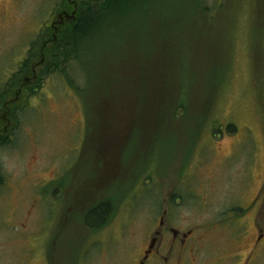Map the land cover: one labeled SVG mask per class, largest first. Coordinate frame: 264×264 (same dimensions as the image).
I'll return each mask as SVG.
<instances>
[{
  "label": "rangeland",
  "instance_id": "rangeland-1",
  "mask_svg": "<svg viewBox=\"0 0 264 264\" xmlns=\"http://www.w3.org/2000/svg\"><path fill=\"white\" fill-rule=\"evenodd\" d=\"M66 1L0 0V94L29 51L39 46L44 51L57 37L61 27L39 43ZM167 1L128 0L122 26L132 32L153 30L159 47L164 42L158 35L170 25L166 18H177L182 22L175 29L181 33L190 37L191 30H197L205 46L207 42L211 48L218 44L221 52L229 50L224 83L216 85L220 95L209 121L201 123V99L191 104L190 121L181 118L171 125L179 128V156L173 161L167 157L163 164L168 168L161 166L158 179L150 172L151 180L144 181L138 180L137 172L150 161L146 156L127 160L132 123L121 109L117 122L116 116L106 120L109 111H103L96 127H103L104 145L97 140L86 149L85 104L65 78L45 80L36 95L18 93L13 118L6 113L0 120L5 130L13 119L15 129L9 132V144L0 145L5 177L0 189V264H45L47 253L52 264H134L168 208L170 227L181 232L197 227L201 233L195 264H264V106L254 75L264 68V0H200L209 11L192 16H187L196 8L192 0ZM72 5L60 16L62 25L79 11ZM153 8L158 10L154 16L149 12ZM150 16L153 26L146 24ZM120 19L121 14L114 16V24ZM256 44L263 57L259 52L255 56ZM194 45L192 39L184 44L191 50ZM204 45L196 46L205 50ZM175 46L181 49L182 43ZM194 66L200 68L196 74ZM208 67L192 64L190 82L204 80ZM219 75L216 72L210 84ZM208 87L206 81L200 98H206ZM10 107L4 108L9 114ZM108 108L114 112L113 102ZM191 127L196 128V139L188 135ZM134 180L138 181L132 188ZM99 198L111 200L115 212L95 231L86 224L101 220H89L85 213ZM189 259L187 252L182 264L192 263Z\"/></svg>",
  "mask_w": 264,
  "mask_h": 264
},
{
  "label": "trees",
  "instance_id": "trees-1",
  "mask_svg": "<svg viewBox=\"0 0 264 264\" xmlns=\"http://www.w3.org/2000/svg\"><path fill=\"white\" fill-rule=\"evenodd\" d=\"M127 3L128 0H84L76 16L61 27L56 33L57 37L48 42V47L44 51L41 46L35 52L29 51V57L8 83L7 89L0 94V120L6 113L13 118L16 103L14 97L18 93L25 92L27 97L36 95L45 80L53 76L65 78V81L75 89L85 104L86 149L91 144L95 145L97 140H101L99 142L104 145L101 136L103 127L101 126V129L100 126L96 127L97 122L100 123L98 117L103 115V111L106 109L109 111L106 120L110 121L109 118L112 116L111 121H113L116 116L117 122L121 119V115H118L121 109V113H124L127 119L130 116L132 123L129 128L131 138L127 142L129 144L126 145V153L130 147L131 151L126 158L133 160L136 156L148 157L150 163L140 168L137 178L150 181V172H156L158 179L161 166L168 168L167 164H163L164 161L168 162L167 157L173 161L179 156L175 154L179 145L177 143L179 128L176 130L171 125L180 122L181 118L186 123L190 121L191 104L194 106L201 99L199 102L201 123L209 121L208 114L220 95L216 85L221 86L224 83L223 74L228 67L229 50L227 54L225 51L221 52L224 49L218 44L211 48L206 42L205 46V39L197 30H191L190 37L186 33H181L179 29H175L182 22L177 18L174 20L166 18L170 25L159 33V40L164 44L158 47L153 30L132 32L122 26L125 20L124 15L127 14L126 11L123 12ZM191 4H194L196 8L193 7L192 12L187 16H192V13L197 15L195 14L197 11L205 14L209 11L207 7L200 6V0H192ZM61 7L67 9L69 3L66 1ZM194 9L196 12H193ZM157 11L153 8L149 12L154 16ZM120 14L122 20L114 24V16ZM146 24L153 26L151 16ZM194 25L190 24V26ZM53 31V28H49L45 36L52 37ZM43 37L39 41L40 44L41 41L43 42ZM189 39L195 41L192 50L184 46L185 43H189ZM217 39L219 43L220 39ZM179 41L182 43L181 49L175 46V43ZM199 44L204 45L205 50L198 49L196 45ZM142 45L144 46L141 47ZM257 52L263 57L259 44L255 45L256 57ZM201 62L209 65L207 69H204L206 78L202 81L190 82L191 65L194 63L200 65ZM221 68H223L222 71ZM263 69L261 72L258 69V73L254 75L255 85L258 87L264 106ZM193 70L196 74L200 68L194 66ZM216 72L220 75L217 76L215 82L210 84V79ZM208 73H211V76ZM77 80L81 82L79 87L76 86ZM28 81L31 82L28 83ZM206 81L209 84L208 93L206 98L202 99L200 97L206 88ZM126 96L129 97L126 98ZM202 100L203 104H201ZM112 102L114 112H110L108 108V104ZM7 105L11 106L8 109L10 114L4 110ZM11 120V125H13V119ZM11 125L4 130L0 121V145L2 146L10 142L9 132L15 130L11 128ZM167 126L172 128L165 129ZM195 129L191 127L188 135L196 139ZM229 130H233V127L230 126ZM109 138L112 139V135ZM196 142L190 147L196 146ZM177 151L179 153L180 149ZM132 165H134L133 162ZM138 180L131 183L132 188ZM4 185L5 177L0 166V189ZM103 199L101 198L97 205L89 203V209L85 213L87 219L93 216L101 220L99 223L86 224L95 231L103 229L115 212L114 208L110 209L111 200L106 199L105 203Z\"/></svg>",
  "mask_w": 264,
  "mask_h": 264
},
{
  "label": "flooded vegetation",
  "instance_id": "flooded-vegetation-1",
  "mask_svg": "<svg viewBox=\"0 0 264 264\" xmlns=\"http://www.w3.org/2000/svg\"><path fill=\"white\" fill-rule=\"evenodd\" d=\"M67 1L69 4H73L72 7L74 9L78 10L80 9L84 0H76V3H74L75 0ZM75 5L77 6V8L75 7ZM66 10V8L60 7L58 11H55L54 17L52 18L49 25L50 28H53L55 31H58L59 27H62L66 24H61L62 17L64 16L63 13H66ZM60 16H62L61 20ZM69 20L71 21V18ZM46 38L48 39V37L45 36L44 39ZM54 38L55 36H53V39ZM30 82L31 81H28V83ZM170 224L171 222L168 208L163 211V214L159 219L158 225L155 228V235L151 237L148 245H146V248L140 252L139 257L137 258L134 264H174V258H176V264H182L181 259L183 255L187 252L188 257H190L189 260H192V263L189 261V264L196 263V255L200 253L199 242L202 238L199 229H197V227H193L192 229H187L186 232H181V230L170 227ZM244 236L245 235L242 234L240 235V237H236L234 240L235 243H239ZM235 259L236 256H234V261ZM45 264H52V259L48 255V253ZM243 264H246V262Z\"/></svg>",
  "mask_w": 264,
  "mask_h": 264
}]
</instances>
